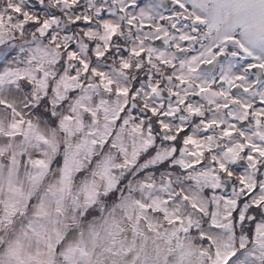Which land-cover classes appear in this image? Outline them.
<instances>
[{
    "label": "snow or ice",
    "instance_id": "6c2138e0",
    "mask_svg": "<svg viewBox=\"0 0 264 264\" xmlns=\"http://www.w3.org/2000/svg\"><path fill=\"white\" fill-rule=\"evenodd\" d=\"M0 264H264V0H0Z\"/></svg>",
    "mask_w": 264,
    "mask_h": 264
}]
</instances>
